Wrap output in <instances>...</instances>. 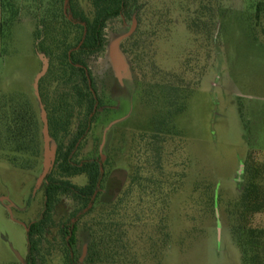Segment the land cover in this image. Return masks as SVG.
<instances>
[{
  "label": "rangeland",
  "instance_id": "obj_1",
  "mask_svg": "<svg viewBox=\"0 0 264 264\" xmlns=\"http://www.w3.org/2000/svg\"><path fill=\"white\" fill-rule=\"evenodd\" d=\"M9 1L14 14L5 16L11 23L2 40L0 105L21 91L37 110L33 83L42 62L33 34L38 0ZM261 1L138 0V11L130 18L109 21L106 50L88 62L103 108L82 155L99 153L102 161L112 164L104 187L109 197L117 190L121 194L127 190L135 167L143 161L138 136L153 130V111L141 100L142 73L120 45L127 65L121 83L110 58L111 43L126 35L135 19L138 27L140 17L146 42L143 66L149 59L167 72H180L188 66L191 79H201L186 110L175 119L184 147H178L177 139L170 143L164 154V172H153L161 188H153L154 194L142 202L135 199L133 189L122 205L123 214L139 213L141 217L131 233L138 241L141 264H242L232 231L242 218L239 199L247 159L252 158L259 168L257 182L264 201V4L257 8ZM80 4L90 10L87 0ZM202 5L212 8L215 15L222 14L210 50L204 37L190 31ZM55 86H48L51 92ZM4 154L12 153L0 151V264H26L27 229L43 211V189L35 191L43 157L28 156L32 170H22L3 159ZM73 181L84 184L86 179ZM162 196L169 197L164 211ZM73 209V201L64 197L57 220ZM245 222L264 228V209ZM166 234L169 240L163 247ZM89 243V232L80 229L76 249L80 264L86 259ZM61 248L58 232L48 230L39 264H55L46 259H57Z\"/></svg>",
  "mask_w": 264,
  "mask_h": 264
},
{
  "label": "trees",
  "instance_id": "obj_2",
  "mask_svg": "<svg viewBox=\"0 0 264 264\" xmlns=\"http://www.w3.org/2000/svg\"><path fill=\"white\" fill-rule=\"evenodd\" d=\"M0 1L3 40L5 28L11 23L5 16L8 12L14 13L9 0ZM38 1L35 3L37 29L33 36L36 53H43L50 62L46 76L40 81V95L48 113L54 156L53 166L41 186L43 211L27 229L25 262L39 264L44 235L48 230H54L62 240V248L58 250L57 259L46 260L49 263L55 261V264H80L76 249L79 231L85 229L90 234V243L82 264H141L138 241L131 236L141 217L139 213L123 214L122 205L133 189L135 199L142 202L154 194L153 188H161L162 184L154 179L153 172L155 169L161 174L164 172V154L170 143L177 139L178 147H184L183 133L177 128L175 119L186 110L188 99L199 87L201 79H191L188 66L180 72H167L150 59L143 66L146 42L139 17V26L121 43V48L142 73L141 100L153 111V130L138 136L143 161L135 167L127 190L122 194L117 190L109 197L104 187L112 164L108 160L102 161L99 153L82 155L103 108L88 62L106 50L105 29L109 21L116 17L130 18L138 11V0H87L89 11L81 6L80 0H49L47 4ZM262 4L264 0L257 8ZM195 13L197 19L190 25V31L204 37L210 50L222 14L215 15L208 5H202ZM145 67L149 72H144ZM51 84L56 85L52 92L48 87ZM35 100L37 110L33 101L20 91L0 105V151L12 153L4 154L2 158L22 170H32L28 156L43 157L41 107L37 97ZM250 160L252 158L245 161V186L239 199L242 218L240 224L233 227L232 237L241 251L242 264H264V228L252 227L245 222L249 216L264 209L261 185L257 182L260 171ZM78 177H85L86 182L75 183L73 180ZM64 197L73 201L74 209L57 220V210ZM160 198L164 211L169 197ZM168 240L169 234H166L163 247Z\"/></svg>",
  "mask_w": 264,
  "mask_h": 264
},
{
  "label": "water",
  "instance_id": "obj_3",
  "mask_svg": "<svg viewBox=\"0 0 264 264\" xmlns=\"http://www.w3.org/2000/svg\"><path fill=\"white\" fill-rule=\"evenodd\" d=\"M136 28H137V21L135 19L133 21L130 31L126 35L114 40L110 45V58L113 63L114 70L116 72V76L121 83L123 81V72L126 71L127 65L125 63L124 57L122 56L120 45L124 39L128 38L135 32ZM37 55L42 62V66H41V70L34 79L33 87H34L35 95L39 100L41 107V120L43 123L42 136H43L44 145H43L42 172L37 179L35 185V191L41 188L44 180L48 176L53 166V156H54L53 149L51 147L52 138L49 130L48 113L45 109V106L41 102V95H40V81L46 76L49 70L50 62L49 59L43 53L37 52Z\"/></svg>",
  "mask_w": 264,
  "mask_h": 264
},
{
  "label": "crops",
  "instance_id": "obj_4",
  "mask_svg": "<svg viewBox=\"0 0 264 264\" xmlns=\"http://www.w3.org/2000/svg\"><path fill=\"white\" fill-rule=\"evenodd\" d=\"M3 12L1 9V1H0V59H2V52H3V48H2V40H1V36H2V31H3Z\"/></svg>",
  "mask_w": 264,
  "mask_h": 264
}]
</instances>
